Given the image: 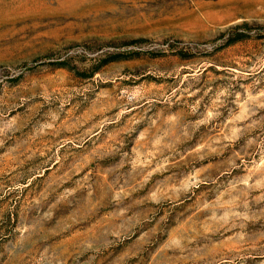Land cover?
I'll return each mask as SVG.
<instances>
[{"label":"rangeland","instance_id":"obj_1","mask_svg":"<svg viewBox=\"0 0 264 264\" xmlns=\"http://www.w3.org/2000/svg\"><path fill=\"white\" fill-rule=\"evenodd\" d=\"M0 264H264V0H0Z\"/></svg>","mask_w":264,"mask_h":264},{"label":"trees","instance_id":"obj_2","mask_svg":"<svg viewBox=\"0 0 264 264\" xmlns=\"http://www.w3.org/2000/svg\"><path fill=\"white\" fill-rule=\"evenodd\" d=\"M61 65H64V64H61Z\"/></svg>","mask_w":264,"mask_h":264}]
</instances>
